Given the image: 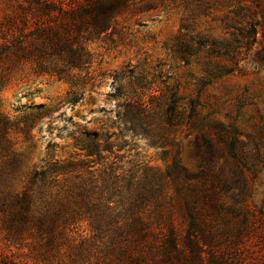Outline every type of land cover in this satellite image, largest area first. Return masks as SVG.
Returning <instances> with one entry per match:
<instances>
[{
    "label": "trees",
    "instance_id": "1",
    "mask_svg": "<svg viewBox=\"0 0 264 264\" xmlns=\"http://www.w3.org/2000/svg\"><path fill=\"white\" fill-rule=\"evenodd\" d=\"M132 1L0 0V90L24 72L73 82L87 43ZM254 5L264 63V4ZM199 114L180 116L194 171L177 160L162 173L126 169L116 140L94 132L74 157L42 159L13 184L21 155L0 108V264H264V209L249 177L258 157L230 124Z\"/></svg>",
    "mask_w": 264,
    "mask_h": 264
},
{
    "label": "rangeland",
    "instance_id": "2",
    "mask_svg": "<svg viewBox=\"0 0 264 264\" xmlns=\"http://www.w3.org/2000/svg\"><path fill=\"white\" fill-rule=\"evenodd\" d=\"M256 1L264 4L134 0L87 43L90 62L73 71V82L16 76L0 90L21 155L12 183L21 184L49 156L74 157L88 144L84 134L94 132L116 140L117 164L126 169L162 173L177 160L194 171V134L180 116L195 108L210 123L230 124L252 160L258 157L249 174L251 202L264 209V63L256 54L262 49ZM172 107L175 113H166Z\"/></svg>",
    "mask_w": 264,
    "mask_h": 264
}]
</instances>
